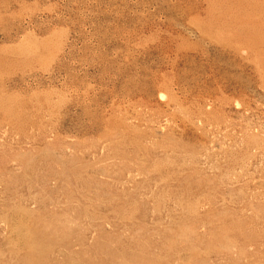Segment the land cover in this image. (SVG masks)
<instances>
[{"label":"rangeland","instance_id":"rangeland-1","mask_svg":"<svg viewBox=\"0 0 264 264\" xmlns=\"http://www.w3.org/2000/svg\"><path fill=\"white\" fill-rule=\"evenodd\" d=\"M0 264H264V0H0Z\"/></svg>","mask_w":264,"mask_h":264}]
</instances>
